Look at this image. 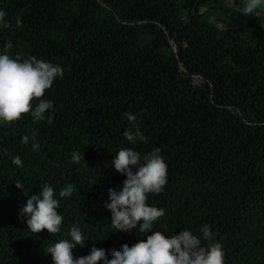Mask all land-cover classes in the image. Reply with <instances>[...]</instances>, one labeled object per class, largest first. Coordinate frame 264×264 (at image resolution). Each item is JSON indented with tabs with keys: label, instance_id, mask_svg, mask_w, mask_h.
Wrapping results in <instances>:
<instances>
[{
	"label": "trees",
	"instance_id": "16d2710c",
	"mask_svg": "<svg viewBox=\"0 0 264 264\" xmlns=\"http://www.w3.org/2000/svg\"><path fill=\"white\" fill-rule=\"evenodd\" d=\"M210 4L0 0L11 24L0 25V51L11 40V57L34 55L64 70L33 100L54 102L45 113L54 123L30 113L0 123V264H54L46 247L70 238L72 225L89 239L73 249L77 258L94 244L111 258L123 242L146 240L138 228L115 232L105 202L126 179L112 164L116 152L132 147L143 155L157 146L168 182L149 194V204L165 209L152 231L199 233L210 224L226 264H264V28L221 26ZM125 112L137 114L146 141L124 137ZM73 151L85 159L74 163ZM16 155L22 167L13 164ZM66 183L75 191L60 198ZM43 184L60 199V233H34L20 217Z\"/></svg>",
	"mask_w": 264,
	"mask_h": 264
},
{
	"label": "clouds",
	"instance_id": "9594fccd",
	"mask_svg": "<svg viewBox=\"0 0 264 264\" xmlns=\"http://www.w3.org/2000/svg\"><path fill=\"white\" fill-rule=\"evenodd\" d=\"M240 12L245 15L264 17V0H244ZM7 12L0 8V25L10 28L6 20ZM23 21L17 19V26ZM13 42L7 40L5 51H0V123L18 120L23 114L30 113L36 121L47 119L54 123V114L45 117V113L54 110V102L39 99L35 105L33 100L45 96L46 90L52 88L57 77H63L64 70L60 64L38 59L34 55L13 58L8 50ZM129 127L123 135L129 143L144 142L146 137L137 123V114L123 113ZM29 135L24 134L21 143L29 142ZM32 139H35L33 134ZM35 147V145H33ZM161 148L155 147L143 154L132 147L120 148L113 156L115 169L126 176L120 190L109 189V201L105 207L111 212V222L118 231L145 234L146 240H139L133 245L123 242L118 249L108 250L92 246L86 256L75 257L73 249L78 245L84 247L86 239L79 226H70V238L60 239L46 247L54 264H226V252L223 243L218 240L213 226L204 224L200 232L195 233L183 228L169 236L165 232L154 229L155 222L165 215V209L149 204V194L160 193L168 182V164L161 155ZM72 161L79 163L85 159L79 151L71 153ZM13 164L23 166L21 156L16 155ZM18 188L24 185L17 180ZM75 191L74 185L66 183L59 190L60 198H71ZM60 199L51 184H43L38 194L28 196L26 203L20 207V217L26 222L30 231L40 233L47 229L49 233L61 232L64 216L59 212ZM207 242V243H205Z\"/></svg>",
	"mask_w": 264,
	"mask_h": 264
},
{
	"label": "rangeland",
	"instance_id": "374dc122",
	"mask_svg": "<svg viewBox=\"0 0 264 264\" xmlns=\"http://www.w3.org/2000/svg\"><path fill=\"white\" fill-rule=\"evenodd\" d=\"M241 2L242 4H239ZM244 0H211L209 7L213 10V19L221 26H236L242 24L247 31H252L255 25L264 28V17H256L255 15H245L240 12ZM207 9L204 7L203 10ZM255 21V22H254Z\"/></svg>",
	"mask_w": 264,
	"mask_h": 264
}]
</instances>
